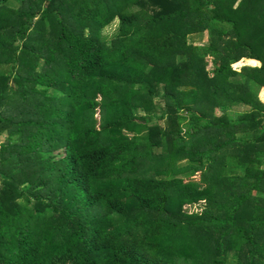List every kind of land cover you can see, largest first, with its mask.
<instances>
[{
  "label": "trees",
  "instance_id": "obj_1",
  "mask_svg": "<svg viewBox=\"0 0 264 264\" xmlns=\"http://www.w3.org/2000/svg\"><path fill=\"white\" fill-rule=\"evenodd\" d=\"M261 87L264 0H0V264H264Z\"/></svg>",
  "mask_w": 264,
  "mask_h": 264
},
{
  "label": "rangeland",
  "instance_id": "obj_2",
  "mask_svg": "<svg viewBox=\"0 0 264 264\" xmlns=\"http://www.w3.org/2000/svg\"><path fill=\"white\" fill-rule=\"evenodd\" d=\"M113 28H114V24L112 25L110 31H112ZM188 39H189L190 42H194V43H199L200 42V43H203V42H206L207 41V35H206L205 32H203V33H194V34L189 35ZM205 64H206L207 71L212 70V62H211L210 56H207L205 58ZM243 64H255V63L249 61L248 59L242 58L240 61H238L236 63H233L232 66L234 68H237L238 69ZM160 88H162V87H160ZM260 93L263 94V92H260ZM156 99H157L158 105L161 106L163 104V101L162 100H159L158 97ZM246 107L247 106H244V105H238V106L234 107V109L236 110V113H239V112H241V110H244ZM224 112L222 110H220V111L219 110H216L213 113V115L214 116H218V115L223 114ZM2 139H3V137L0 138V140H2ZM203 205H204V200H201V201H198L196 203H188V204H185L183 206V209L185 211H187V212H195V211H200L201 208L203 207Z\"/></svg>",
  "mask_w": 264,
  "mask_h": 264
},
{
  "label": "crops",
  "instance_id": "obj_3",
  "mask_svg": "<svg viewBox=\"0 0 264 264\" xmlns=\"http://www.w3.org/2000/svg\"><path fill=\"white\" fill-rule=\"evenodd\" d=\"M244 59H248L249 61L255 63V64H250V65H259L260 64V62L255 60V59H250V58H244ZM260 92H263V94H261ZM259 97L264 102V87H261V89L259 90Z\"/></svg>",
  "mask_w": 264,
  "mask_h": 264
}]
</instances>
